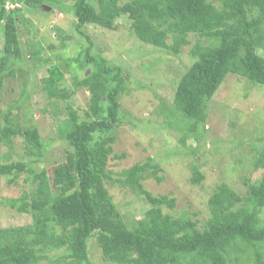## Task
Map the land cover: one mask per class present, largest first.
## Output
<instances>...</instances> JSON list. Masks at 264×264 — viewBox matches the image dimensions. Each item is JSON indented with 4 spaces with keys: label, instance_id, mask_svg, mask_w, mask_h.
<instances>
[{
    "label": "trees",
    "instance_id": "1",
    "mask_svg": "<svg viewBox=\"0 0 264 264\" xmlns=\"http://www.w3.org/2000/svg\"><path fill=\"white\" fill-rule=\"evenodd\" d=\"M6 1L12 6L6 8ZM61 1L0 0L4 34L0 94L4 80L14 75V66L21 61L18 24L24 20L23 12L44 3L53 8ZM72 10L75 29L89 43L74 62L90 65L88 74L73 75V86L66 89L60 82L68 62L63 66L51 62L40 54L39 46L29 56L48 65L41 78L47 99L66 100L75 89L85 87L87 107L80 115L67 103V117L58 126L69 147L64 157L67 174L59 189L51 188L45 169L37 171L22 160L5 163L0 154V185L1 178L12 183L23 173L35 184L13 202L18 211L31 214L32 222L0 227V264H93L88 254V240L93 237L101 258L113 264H264L259 249L264 245V219L259 216L264 206V141L253 160L254 169H262L260 181L247 185L245 197L226 183L217 185L208 199L210 215L202 228L196 219L164 212V207H174L173 198L153 195L141 183L147 176L161 181L157 163L147 158L118 176L106 169L114 130L126 118L119 101L127 88L125 75L119 65L92 53L91 40L81 29L85 24L115 29L116 19L126 16L139 41L174 55L191 44L189 35L203 38L205 42L192 43V61L178 78L173 95L172 115L186 119L190 134L205 124L208 101L227 74L264 86V56L258 52L264 50V0H72ZM18 108L15 102L6 111L0 142L9 144L11 136L20 134L27 154L38 160L44 145L36 127L20 129L13 123V109ZM202 178L194 168L191 182L198 184ZM106 182L128 187L150 207L142 217L124 220ZM248 247L253 250L252 262L249 255L242 257Z\"/></svg>",
    "mask_w": 264,
    "mask_h": 264
},
{
    "label": "rangeland",
    "instance_id": "2",
    "mask_svg": "<svg viewBox=\"0 0 264 264\" xmlns=\"http://www.w3.org/2000/svg\"><path fill=\"white\" fill-rule=\"evenodd\" d=\"M48 6L49 3H44ZM51 7V6H50ZM24 20L18 24V38L22 52L21 61L14 66L15 73L4 80L0 94V124L10 105L13 123L20 129L36 127L41 142V156L27 154L24 138L11 136L10 143L0 142L2 162L22 160L32 169H45L53 190L64 185L65 152L69 149L60 137L58 126L67 117L69 103L82 115L87 107L89 92L79 87L66 100L47 99L41 78L47 75V63L33 61L30 54L40 47V54L62 66L64 72L60 86L72 88L73 75L83 77L90 65L74 62L83 46L89 43L75 29L72 0H62L47 10L39 7L24 11ZM115 29L96 24H85L82 31L92 43V53L103 55L112 64L119 65L125 75L126 91L121 94L120 110L124 122L115 128V141L106 169L114 176L134 163L147 158L159 167L160 182L151 176L142 180V186L153 195L173 198L174 207L163 208L172 216H186L198 221L202 228L210 215L208 199L220 183L228 184L245 197L247 185L261 179L262 169L255 170L253 160L264 141V86L253 85L242 76L227 74L208 101L205 124L190 134L185 121L172 111L175 84L192 61L190 47L201 37L189 35L191 44L182 46L174 55L139 41L131 32L130 21L121 16ZM4 42L0 23V54ZM264 56V50H258ZM131 121V123H130ZM188 134V135H187ZM31 159L32 161H30ZM35 159V160H34ZM203 174L198 184L191 182L193 170ZM23 173L12 183L1 178L0 227L25 226L32 222L30 213L20 212L13 206L35 184ZM113 203L126 221L143 216L150 204L142 195L118 183L106 182ZM264 219V206L259 214ZM59 233V227H56ZM264 255V245L259 247ZM88 254L93 264L107 263L101 258L95 238L88 240ZM254 259L252 248L244 249L242 257ZM228 264H236L229 262Z\"/></svg>",
    "mask_w": 264,
    "mask_h": 264
},
{
    "label": "water",
    "instance_id": "3",
    "mask_svg": "<svg viewBox=\"0 0 264 264\" xmlns=\"http://www.w3.org/2000/svg\"><path fill=\"white\" fill-rule=\"evenodd\" d=\"M41 7H42V8H47V10L50 9V6H47V5H45V4H41Z\"/></svg>",
    "mask_w": 264,
    "mask_h": 264
},
{
    "label": "built area",
    "instance_id": "4",
    "mask_svg": "<svg viewBox=\"0 0 264 264\" xmlns=\"http://www.w3.org/2000/svg\"><path fill=\"white\" fill-rule=\"evenodd\" d=\"M12 5L10 4V2H8V1H6V5H5V7L6 8H9V7H11Z\"/></svg>",
    "mask_w": 264,
    "mask_h": 264
}]
</instances>
